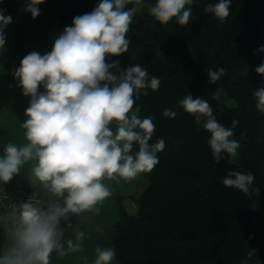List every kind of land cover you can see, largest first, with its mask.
<instances>
[{
	"label": "trees",
	"instance_id": "1",
	"mask_svg": "<svg viewBox=\"0 0 264 264\" xmlns=\"http://www.w3.org/2000/svg\"><path fill=\"white\" fill-rule=\"evenodd\" d=\"M15 1L0 0L6 16ZM98 2L43 0L37 7L69 27ZM216 2L193 0L187 25L176 19L162 25L148 12L155 0H142L127 33L128 51L107 58L119 61V70L110 69L117 76L139 64L149 77L160 79L157 91L137 94L133 109L141 119L153 118L149 144L165 141L154 169L138 174L148 185L135 200L136 214L129 215L117 196L119 220L107 230L108 246L116 251L112 264H264V114L253 95L264 88V77L255 71L264 63V51H258L264 46V0H232L224 21L205 11ZM219 67L225 75L209 83L208 70ZM188 94L206 99L225 128L238 121L231 138L240 143L235 158L225 154L213 161L210 133L179 107ZM166 108L176 117H163ZM229 171L252 172L259 192L246 195L226 188L222 180Z\"/></svg>",
	"mask_w": 264,
	"mask_h": 264
},
{
	"label": "clouds",
	"instance_id": "2",
	"mask_svg": "<svg viewBox=\"0 0 264 264\" xmlns=\"http://www.w3.org/2000/svg\"><path fill=\"white\" fill-rule=\"evenodd\" d=\"M42 2L30 0L27 4L25 10L32 18L39 15L37 5ZM132 2L99 0L90 13L74 17L72 26L65 27L49 53L33 51L15 70L23 94L31 97L23 123L28 143L6 146L5 156L0 158V182H9L25 162L35 159L32 175L54 195L64 196V206L40 210L30 203L22 204V227L16 229V244L0 264H49L50 253L57 247L56 229L61 217L91 210L105 200L111 194L103 183L105 179L132 180L140 173L151 172L159 162L157 153L164 150L165 141L160 138L149 144L155 132L153 118L141 119L133 108L137 94L147 88L157 91L160 79L149 77L148 70L139 64L117 76L110 69L119 70V61L107 62L108 57L128 51L127 33L142 5V0H135L134 6L125 10ZM192 3L193 0H155L148 12L162 25L173 19L187 25L193 15L188 7ZM231 3L232 0H217L209 3L205 11L224 21L230 15ZM11 22L12 17L0 9V49L6 43L4 28ZM258 51H264V46ZM255 71L264 77V63ZM207 75L209 83H215L225 75V69L210 68ZM41 85L43 93L38 92ZM253 95L256 109L264 114V88ZM179 107L210 133L207 143L213 161L219 162L225 154L228 158L237 156L240 143L231 138L238 121L233 120L231 127L225 128L217 122L209 102L191 94L179 101ZM176 115L172 109L162 111V116L169 119ZM222 183L246 195L259 192L253 187L255 175L250 171H229ZM83 235L79 233L78 238ZM95 251L94 264H112L116 257L112 247H98ZM254 252L249 251L248 256Z\"/></svg>",
	"mask_w": 264,
	"mask_h": 264
},
{
	"label": "rangeland",
	"instance_id": "3",
	"mask_svg": "<svg viewBox=\"0 0 264 264\" xmlns=\"http://www.w3.org/2000/svg\"><path fill=\"white\" fill-rule=\"evenodd\" d=\"M30 0H16L10 16L12 22L4 28L6 43L0 49V100L5 105H0V158L5 156L1 150L9 143L16 146H24L28 143L25 134L23 137L16 136L22 128L23 120L26 119L25 110L30 106V96L23 94L19 79L14 72L20 66L24 51L28 43L21 44L16 37L18 26L26 14V6ZM228 106H234L233 101L227 102ZM21 109L20 115L15 114ZM138 115V109H133ZM13 131V136L6 137L3 131ZM115 127V125H113ZM24 130V128H23ZM7 139V140H6ZM35 159L25 162L13 180L17 185L25 186L39 192L43 203L49 205V210L59 205L64 206V196L54 195L47 187L42 185L32 175V167L35 166ZM3 184H8L0 182ZM103 183L110 189V195L99 202L91 210H86L78 214L67 213L60 218L57 231V247L53 249L49 256V264H94L97 254L96 248H108L107 230L111 229L119 220L117 196L122 197V206L129 215L137 212V200L146 189L148 182L141 175H137L132 180H124L117 177L115 180L105 179ZM12 185V184H8ZM66 196V193H65ZM98 209V211H97ZM0 259L10 254V249L16 244V229L22 227L16 225L6 217H0ZM8 221V222H7ZM83 233L82 238L78 234ZM71 241V245H69Z\"/></svg>",
	"mask_w": 264,
	"mask_h": 264
},
{
	"label": "crops",
	"instance_id": "4",
	"mask_svg": "<svg viewBox=\"0 0 264 264\" xmlns=\"http://www.w3.org/2000/svg\"><path fill=\"white\" fill-rule=\"evenodd\" d=\"M13 6L14 4L12 5V7ZM12 7L9 10L7 16H10ZM65 27L66 26H64L61 23L60 18L57 15L46 14L39 10V15L36 18H32L31 13L27 11L21 23L19 24L17 30L18 32L16 33V37L18 38V41L21 44H23L24 42L28 43V41L30 42L29 45H27V48L25 49L23 55L25 56L33 51L38 52L41 55L49 53L52 50L55 39L58 38V36L63 33ZM38 92L39 93L45 92L43 85L39 87ZM30 98L31 97H29V99ZM0 105L2 106L5 105L3 100H0ZM21 113L22 111L19 108V111L16 112L15 114L20 115ZM25 120H23V123ZM5 125H6V130L3 131L4 136L6 137L13 136V131H8L7 124L5 123ZM20 126L22 128L20 129L19 133L16 134V136L23 137L26 130L25 129L23 130V124H21ZM4 140L5 139H3L0 143H3ZM4 145L1 147V150L3 152H5V148H3ZM7 183L12 185L17 184L16 181L13 179H11ZM57 227H59L58 224Z\"/></svg>",
	"mask_w": 264,
	"mask_h": 264
},
{
	"label": "built area",
	"instance_id": "5",
	"mask_svg": "<svg viewBox=\"0 0 264 264\" xmlns=\"http://www.w3.org/2000/svg\"><path fill=\"white\" fill-rule=\"evenodd\" d=\"M24 203H30L40 210H49V205L43 203L36 190L0 183V217L9 218L16 225H20V211Z\"/></svg>",
	"mask_w": 264,
	"mask_h": 264
}]
</instances>
